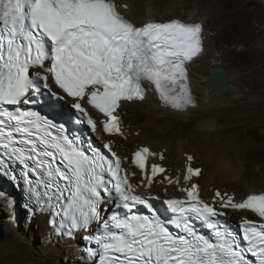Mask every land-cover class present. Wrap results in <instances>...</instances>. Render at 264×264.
<instances>
[{
    "label": "snow or ice",
    "instance_id": "1",
    "mask_svg": "<svg viewBox=\"0 0 264 264\" xmlns=\"http://www.w3.org/2000/svg\"><path fill=\"white\" fill-rule=\"evenodd\" d=\"M155 39L111 0H0V178L54 235L79 237L82 264H264V194L232 203L257 218L238 228L194 192L158 207L133 188L112 144L89 134V109L106 118L105 133L119 131V101ZM0 200L12 202L3 191Z\"/></svg>",
    "mask_w": 264,
    "mask_h": 264
},
{
    "label": "bare ground",
    "instance_id": "2",
    "mask_svg": "<svg viewBox=\"0 0 264 264\" xmlns=\"http://www.w3.org/2000/svg\"><path fill=\"white\" fill-rule=\"evenodd\" d=\"M113 1H115L118 9L125 15V17L133 22L136 26H140L148 21L164 22L172 19H179L186 22L200 21L203 23V36L205 37L204 43L206 42V35L209 33L208 26L206 25V23H204L206 21V19L203 18L205 15L203 16L199 13L191 15L192 12L188 14L187 10L185 12V10L182 11V9L189 7L191 8L193 2L195 3V6L201 5V7L205 8L206 5L209 10H212L214 12L215 21L217 20L221 23V28H218L216 34L213 35V42L217 52L218 47L223 41L231 40L232 44H239L240 37H235L233 30L240 29L242 38H246L249 34V28H253L251 27L253 25V21L249 13L246 14L243 25L240 28H238L240 23L239 19L236 21H231L232 18L229 15V12L225 10V4L228 2V0H225V2H223L224 0H217L216 6H220V4H222L221 7L217 6L218 9L214 8L216 0ZM162 6L164 8H162ZM212 20L213 19L211 18V21ZM206 47L207 46L205 43L204 52L201 53L199 57L190 60L189 68H192V66H196L195 64L197 62H200V60L196 62L197 59H199L200 57H202L203 59L205 57ZM209 65L210 63H207L205 65L200 64L199 67H197L196 74L193 72H189L191 83V86H189L190 104L186 105L185 108L165 105L159 100V98L153 91L150 92L149 90L147 96L142 101L131 102L134 107H136V105L140 106L142 104H145L143 107L145 109L143 111L148 118L146 123H126V120L123 116L124 123L121 130H119L120 133L113 132L111 136L103 138L105 139V142L112 144L113 149L121 159H124L126 156L129 157L132 151H134L138 147V145H141L150 148V150L153 152L154 156L150 158V162L166 166L164 175H168V179L160 184V177L153 178L150 180L151 185L146 188L145 184L147 179L142 178V173L140 174V172H137L133 167H131L130 163L126 164L125 166L128 168V177L134 184L138 192L148 195L156 194L160 198L177 196L180 194L177 192V188L188 184L185 181V179L189 176L188 171L196 170L203 164L207 167L203 165L205 168L202 171L201 175L199 174V171V173L192 176V182L196 183L197 179H200L201 181L200 196L203 200L213 202L216 201L217 193L219 195H223L227 192V190L219 189L222 184L219 187L215 185L217 181H234L235 183H237L240 188H237V190H230V192L227 193L228 195H234L236 200H242L245 196L252 193L257 194L259 192H264V185L256 186L255 183H253L254 186L252 187L246 186L245 183L247 181L245 180V163L243 164V162L237 161L238 163L233 165V162L231 163V161L233 160H231L230 156L234 155V157H237L239 160L247 159L249 154L242 153L243 149L239 147L240 137L235 134L234 131H231L232 126H219L221 122V110H227V112H229L234 111L237 108V106L234 105H236V100H238L239 97L242 96L240 95V86L244 84L243 81L245 79L242 81V84L239 85V81L243 79V75L239 77L236 76L234 78L233 75L232 78H230L229 75L225 72L228 87L225 99H223L224 102H222L221 99L223 95L206 85V79L209 75L208 72H210L209 70L212 67L211 65V67L209 68ZM244 67L245 66H243V68ZM257 72L258 70L254 69L253 71L250 70L247 74L255 75ZM249 84L250 88L252 87L253 89H255V91H257L255 82H249ZM260 101L261 100L259 99L249 100V102H251L255 106L261 104L264 105V103ZM128 104L129 103L127 102L122 103L121 110L125 109ZM163 120H165L164 126L159 125L158 122ZM191 121L194 122L198 128H200L199 130H207V133L203 137L197 136L196 132L192 134L194 136V140H198V144H201V147H198L195 144L193 146V144H190L181 139L174 140L171 137H164L167 136L166 134L169 130L168 128H171L173 125L178 123L186 124ZM231 122H233V119L229 121V124ZM217 128L226 131L223 134L224 139H219L221 132L218 131ZM216 130L219 132V135H216L218 134ZM134 131H138V135H135ZM213 137L215 138L212 139ZM205 145L208 148L207 151ZM233 146L237 147L236 151L233 150ZM163 150L165 151L163 152ZM242 155H245V158ZM213 160H215L216 162ZM148 173V170H146L145 175H148ZM15 210L16 209H13V206L10 203L5 200H0V224L4 232L7 233L8 236L18 238L20 237V231H18V229H20V226L23 225L25 230H28L32 221L29 224L19 222L21 221V217L18 215V213L14 215ZM2 211H4L6 215L1 218ZM228 214L237 218L239 221H241L244 216L250 215L248 213H242L238 211H229ZM37 220L41 221L40 225L42 226V230H39L38 232L40 234H38L41 235V239L44 242L43 250L45 251V253L47 251V253H49L50 255V253L52 254L53 252H58L67 261V263L65 264H81L78 262V255L75 253L78 239H69L67 241L55 239L54 237H52L50 229L45 226L44 220ZM1 261H4L2 255H0V262Z\"/></svg>",
    "mask_w": 264,
    "mask_h": 264
},
{
    "label": "rangeland",
    "instance_id": "3",
    "mask_svg": "<svg viewBox=\"0 0 264 264\" xmlns=\"http://www.w3.org/2000/svg\"><path fill=\"white\" fill-rule=\"evenodd\" d=\"M225 2V0L223 1ZM217 0L215 1L214 8L221 7L222 4L217 5ZM193 5V6H192ZM191 5V8H184L182 11L187 10V13H191V15H195L199 13L200 15H205L203 18L206 19L204 23L208 26V34L206 35V55L202 59L200 57L196 60L197 62L192 68L189 69L190 73H197V67L200 64L205 65L210 63L209 68L213 66L222 67L225 72L229 75L230 78L236 76H242L243 79L240 80L238 83L240 86L241 92L243 88V92H240V96L238 100H236L237 108L234 111L221 110L222 114L220 115L221 122L219 124L220 127H225L226 125L232 126L231 131H234L240 137L239 147L242 148V153H248L247 159H239L231 155L230 158L231 163L233 165L237 164L238 162H243L245 165V174L247 181L245 184L246 186L252 187L255 185H264V105H257L255 106L249 100H261L260 102L264 103V0H228L225 4V7L229 15L231 16V21L240 20L239 27H242L243 22L245 20L246 14L249 13L253 25L249 28V34L246 38H242L241 30L235 29L234 36L240 37L239 44H232L230 41H223L221 45L218 47V52L214 45V37L213 35L216 34L218 28H221V23L219 21H215V15L212 10H209L208 7L205 8L199 6H195V3ZM199 7V8H198ZM162 8H164L162 6ZM200 9V10H199ZM155 10V9H154ZM153 10V11H154ZM205 11V12H204ZM207 16V17H206ZM214 28H213V22ZM209 19V20H208ZM213 29V31H212ZM211 31V32H210ZM212 37V38H211ZM236 45V46H235ZM232 46V47H231ZM215 54V55H214ZM231 57V58H230ZM230 58V59H229ZM237 58V59H236ZM236 59V60H235ZM237 61V62H236ZM245 64V65H244ZM243 66H245L243 68ZM208 68V67H207ZM241 70H240V69ZM257 69L258 72L255 75L247 74L250 70L253 71ZM244 70V71H243ZM210 71V70H209ZM246 72V73H245ZM209 73V72H208ZM259 73V74H258ZM246 74V75H245ZM246 76V77H245ZM245 77V78H244ZM247 79V80H246ZM249 79V80H248ZM251 80V81H250ZM247 81V82H246ZM250 83H256V89L250 88ZM259 84V85H258ZM247 85V87H246ZM233 86V84H232ZM249 87V88H248ZM253 91H251V90ZM246 91V92H245ZM223 95L221 101L225 99V94ZM246 96V97H245ZM250 97V98H248ZM253 97V98H252ZM223 104V103H222ZM145 104L140 106L129 103L125 109H123L121 114L124 116L126 123H138L144 124L148 120L147 115L143 111L145 108ZM233 119V122L229 124V121ZM163 121H159V125L164 126ZM151 126V125H150ZM167 136L165 138H173L181 139L186 141L190 144L197 145L201 147V144H198V140H194V132H196L197 136L203 137L207 130H199L194 122L189 123H178L173 125L171 128H168ZM220 131V140L224 139L223 134L226 132L223 129L217 128ZM217 131V130H216ZM217 131V132H218ZM182 132V133H181ZM138 131H134L135 135H138ZM181 133V135H180ZM219 135V132L218 134ZM181 137V138H180ZM188 137V138H187ZM213 137L212 139H214ZM141 146V145H138ZM206 146V145H205ZM206 146V151H207ZM237 147L233 146V150L236 151ZM165 150H163L164 152ZM245 158V155H242ZM236 161H235V160ZM215 161V160H213ZM212 161V162H213ZM238 161V162H237ZM216 162V161H215ZM203 164V163H202ZM204 165V164H203ZM201 165L199 168L200 175L204 170V166ZM258 165V170H254V167ZM166 167V166H164ZM207 167V166H206ZM198 168V169H199ZM199 175V176H200ZM168 176V175H167ZM164 176H160L159 181L160 184L167 180ZM199 178V177H198ZM255 180V181H254ZM200 179H197V184L200 185ZM229 182V183H228ZM245 182V181H244ZM261 183V184H260ZM222 184V185H221ZM216 186H220L219 189L227 190L226 193L230 192V190H237L240 188L237 183L234 181H217L215 183ZM251 185V186H250ZM5 212L2 211L1 218L5 216ZM252 218V216H248ZM41 221L33 220L30 224V228L25 230L23 225L20 226V237H10L7 233L4 232V238L0 243V255L4 258V261H1L0 264H65L67 261L62 257V255L58 252L45 253L43 250L44 242L41 239V235L38 232L42 230V226L40 225ZM39 233V234H38Z\"/></svg>",
    "mask_w": 264,
    "mask_h": 264
},
{
    "label": "clouds",
    "instance_id": "4",
    "mask_svg": "<svg viewBox=\"0 0 264 264\" xmlns=\"http://www.w3.org/2000/svg\"><path fill=\"white\" fill-rule=\"evenodd\" d=\"M178 21V22H180V23H184V24H189V25H191V27H193V29H194V31L196 32V36L195 37H197L198 38V41H200V45H199V43H198V47H196L194 50H193V54H192V56H191V58L189 59V61H187V63H186V73H185V75H184V77H185V82H186V84H185V90H186V93H182V92H180V91H178L177 93H173L172 94V96L173 97H180V98H182L183 99V102L181 103V106H175L173 103H170V104H166V103H163V104H165V105H170V106H172V107H181V108H185L186 107V105H189L190 104V102H189V98H190V90H189V86H191V83H190V74H189V64H190V60L191 59H193V58H197V57H199L200 55H201V53H203L204 52V36H203V23L202 22H186V21H183V20H179V19H172V20H168V21H164V22H169V21ZM130 21V20H129ZM148 22H153V23H164V22H156V21H148ZM130 23H132L135 27H140V26H143L145 23H147V22H145L144 24H142V25H140V26H136L133 22H131L130 21ZM189 40H191V39H189ZM191 41H193V40H191ZM194 42V41H193ZM150 92H152V91H150ZM252 194H254V193H252Z\"/></svg>",
    "mask_w": 264,
    "mask_h": 264
},
{
    "label": "water",
    "instance_id": "5",
    "mask_svg": "<svg viewBox=\"0 0 264 264\" xmlns=\"http://www.w3.org/2000/svg\"><path fill=\"white\" fill-rule=\"evenodd\" d=\"M206 85L219 92L220 94H225L227 91V77L225 74V70L219 66H213L210 69L209 75L206 79ZM254 170H258V165L254 167ZM4 238V230L0 224V243Z\"/></svg>",
    "mask_w": 264,
    "mask_h": 264
}]
</instances>
